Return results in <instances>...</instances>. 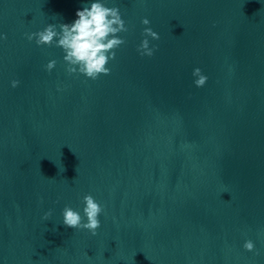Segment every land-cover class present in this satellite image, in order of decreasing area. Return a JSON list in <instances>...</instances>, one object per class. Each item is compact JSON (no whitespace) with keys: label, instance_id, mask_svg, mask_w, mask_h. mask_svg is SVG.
Here are the masks:
<instances>
[{"label":"water","instance_id":"water-1","mask_svg":"<svg viewBox=\"0 0 264 264\" xmlns=\"http://www.w3.org/2000/svg\"><path fill=\"white\" fill-rule=\"evenodd\" d=\"M91 2L64 0L57 30ZM105 3L129 28L109 75H69L54 45L35 66L0 168V264H264V0ZM87 194L94 236L62 222Z\"/></svg>","mask_w":264,"mask_h":264},{"label":"clouds","instance_id":"clouds-1","mask_svg":"<svg viewBox=\"0 0 264 264\" xmlns=\"http://www.w3.org/2000/svg\"><path fill=\"white\" fill-rule=\"evenodd\" d=\"M77 19L73 23L49 24L43 30L26 33L29 41L35 39L39 46H56L61 48L66 64V72L69 75L78 74L86 78L96 80L100 75H109L110 69L107 67L110 60L116 58V49L126 44V40L120 33H126L129 28L122 19L118 7L106 6L105 0H94L90 6L85 5L82 10L76 12ZM143 25H149L147 18L141 20ZM143 39L137 48L141 56L152 57L157 50V45L150 47V40H159L160 36L151 27H145L142 32ZM7 39L6 34H0V40ZM56 60H50L45 65V70L51 72L56 66ZM192 75L196 77L194 84L202 87L207 77L202 74L200 68H195ZM19 85L18 80H13V88ZM83 216L70 206H65L62 210V222L66 227L76 230H87L93 236L97 234V229L101 226L99 216L104 211L102 205L95 200L91 194L83 197ZM52 215L51 210L43 216L45 221ZM243 247L246 251H254L252 240H245Z\"/></svg>","mask_w":264,"mask_h":264}]
</instances>
